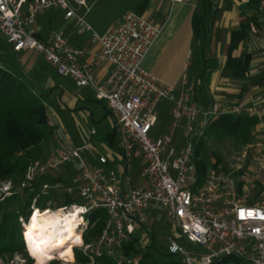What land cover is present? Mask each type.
I'll return each mask as SVG.
<instances>
[{"label": "built area", "instance_id": "obj_1", "mask_svg": "<svg viewBox=\"0 0 264 264\" xmlns=\"http://www.w3.org/2000/svg\"><path fill=\"white\" fill-rule=\"evenodd\" d=\"M235 1L254 3L257 16L264 17V0ZM86 7L87 0H0V34L12 50L41 54L59 76L71 78L79 87L91 88L96 99L108 107L119 141L114 158L121 162V174L107 170V164L114 160L102 154L92 139L81 147L65 146L41 160L30 161L19 191L33 190L38 180L65 165L75 163L78 172L72 187L58 181L44 182L32 212L41 196L56 194L57 198L63 194L71 198V204L56 208L54 213L77 217L75 231L80 242L72 250L82 247L91 264H96L95 259L104 251L108 256L118 254V264L131 263L121 250L136 232L142 237L147 235L153 209L161 211L180 232L184 242L170 236L167 251L186 264H213L224 257L238 258L243 264H264V123L254 140L246 144L231 173L235 175L213 173L199 185L195 154L209 122L238 110L221 102L199 105L196 84L187 75L179 94L151 76L143 63L162 27L127 12L100 36L79 14ZM50 9L62 10L79 32L92 33V41L102 49L98 59L111 65L105 82L98 84L92 79L91 68L79 63L82 52L72 47L62 32H52L47 43L37 38V17ZM249 28L252 36L259 35L255 22H250ZM259 46L258 56L264 60V36ZM162 103L170 105V123L160 134L157 125ZM59 128L65 133L62 126ZM179 132L181 143L177 144ZM95 135L91 131L90 136ZM135 161L141 162L144 187L132 184ZM47 206H54L51 199ZM99 211L107 216L104 229L97 241L85 244L83 235L91 217Z\"/></svg>", "mask_w": 264, "mask_h": 264}, {"label": "crops", "instance_id": "obj_2", "mask_svg": "<svg viewBox=\"0 0 264 264\" xmlns=\"http://www.w3.org/2000/svg\"><path fill=\"white\" fill-rule=\"evenodd\" d=\"M136 2L138 0L132 2V8ZM210 2L214 11L210 33L207 39L201 38L196 41L193 35L192 18L195 13L205 14V11H207L205 0H190L189 2L150 1L145 10L144 18L162 27V33L148 55L151 56L154 51V65L151 66L154 73L145 69L161 84L177 90L178 94L183 89V78L187 75L190 81L199 84L196 95V101L199 105L223 102L228 107L237 109L238 114L245 113L256 117L258 119L256 129L259 130L261 123H264V60L258 56L259 39L264 36V19L261 20L257 16L256 6L253 4L240 3L235 0H210ZM96 3L97 0H87V7L79 10V14L84 17L87 23V18ZM169 11L170 14L166 19V14ZM206 16L210 18L208 13ZM256 16L258 18H255ZM253 18L256 20L259 35L255 37L250 35L233 53L235 58H240L246 53L251 54L250 68L244 78L235 79L232 77L231 71L225 68L231 33L239 29L241 25L250 22ZM35 27L37 38L45 43L50 41L52 32H62L72 47L82 52L79 63L82 66L91 68L92 79L98 84L105 82L111 65L107 61L98 59L102 49L100 44L92 41L90 32H79L74 21L65 19L64 12L59 9H50L40 14L37 17ZM108 29L104 33L95 32L102 36ZM2 36L0 34V44L4 41L7 43L6 38L4 40ZM11 52L14 53L17 60V68L13 73L24 78L44 100L50 116V125L54 128V140L60 141L62 139L64 143L62 148H64L65 146L81 147L92 139L102 154L108 155L114 160L107 164V170H114L121 174L123 171L121 162L114 158L115 153L119 152L118 138L116 139L117 142L115 141L116 151L110 147L108 140L114 126H112V131H106L102 134L94 128L91 129V131L96 132L94 137L90 136L91 131L86 132L82 127L83 121H91L94 116V111L88 109L85 106L86 104H102L104 117L110 118L105 102L98 101L91 88L79 87L71 78L59 76L55 68L49 65L41 54L32 51L17 53L12 48ZM205 67H209V69L206 72L204 82L201 75ZM214 67L216 69L212 71ZM69 81L73 82L78 89H87L91 94L83 93L85 95L83 96L81 93L79 95L69 93L65 86L66 82ZM202 83L205 84L201 85ZM56 110L58 113H56ZM68 116L77 121V126L73 129H66L62 124L61 120H67ZM158 119L157 132L161 134L167 130L170 123L169 104L162 103L160 105ZM60 126L64 128L65 133L60 130ZM252 135L253 138L248 143L254 140V132ZM176 143H181V132L178 133ZM93 164L97 166L96 162H93ZM140 171L141 162L135 161L133 163L132 184L144 187L145 182L140 178ZM48 178L51 182L58 181L63 184L61 178ZM161 213L158 209L155 211L153 209L150 213V221L153 222L157 215Z\"/></svg>", "mask_w": 264, "mask_h": 264}, {"label": "trees", "instance_id": "obj_3", "mask_svg": "<svg viewBox=\"0 0 264 264\" xmlns=\"http://www.w3.org/2000/svg\"><path fill=\"white\" fill-rule=\"evenodd\" d=\"M31 1V0H29ZM151 0H138L134 4L132 11L144 17ZM207 11L205 14L195 13L192 18V29L194 39L199 41L207 39L210 31V25L214 18V11L210 0H205ZM255 5L254 3H251ZM256 6V5H255ZM207 13L210 15L208 18ZM257 14V12H256ZM255 18H258L257 16ZM253 18L250 22H255ZM245 23L239 29L231 33V41L229 44L226 66L235 79H242L246 76L250 68L252 55L246 53L240 58L233 57V53L238 49L241 43L248 39L250 34L249 24ZM209 67H205L201 75L202 81L205 82V75ZM215 67L212 71H215ZM205 83H202L203 85ZM108 116L112 119L110 112ZM113 122V119H112ZM258 119L245 113H235L223 115L211 120L208 127H212L214 135L222 138H231L236 142L246 145L250 142L257 131ZM114 126V124H113ZM50 125V116L42 96L33 89L28 82L13 72L0 68V184L11 179L23 178L27 169L28 160H36L39 154L31 155L30 151L39 147L46 139ZM208 129V128H207ZM117 132L114 126L112 134L108 137L110 147L115 150V141L117 142ZM202 139L196 149V172L201 185L208 177L210 171L209 166L203 160H197L203 149ZM116 151V150H115ZM220 160L211 169H218ZM49 181V178L41 179L40 183L33 190H25L23 192H32L29 200L25 199L24 194L18 193L8 200L5 199V205L8 207L11 203L16 202L12 210L3 207L0 202V255L23 253L25 249L23 230L21 228V219L28 220L31 215L30 207L32 201L40 193L41 184ZM53 181V180H52ZM52 195L41 196L37 199L36 208L45 211L47 202ZM64 206L73 202L71 198H65L62 201ZM54 205L53 208H58ZM107 216L104 212L99 211L91 217L88 231L83 235L85 244L94 243L101 235ZM149 232L148 242L142 241L141 232H136L126 243L121 252L124 257L131 263L124 262L122 264H186L184 260L175 255L169 254L167 248L159 246L156 236ZM179 232V231H178ZM74 255L78 264L90 263L89 257L85 256L81 251L74 249ZM96 264H118L115 259L110 258L104 253L102 257L95 259ZM56 264V262H53ZM213 264H243L242 261L235 257H224Z\"/></svg>", "mask_w": 264, "mask_h": 264}, {"label": "rangeland", "instance_id": "obj_4", "mask_svg": "<svg viewBox=\"0 0 264 264\" xmlns=\"http://www.w3.org/2000/svg\"><path fill=\"white\" fill-rule=\"evenodd\" d=\"M133 1L134 0H97V3L94 5V8H92L89 17L87 18L88 23L93 28V32L96 31L98 33H102V32L104 33L105 30L108 29L110 26L122 20L128 11H132L131 5ZM169 14L170 11L167 12L166 19L168 18ZM263 19L264 17L261 18V20ZM2 38L4 39L5 37L2 36ZM0 63L2 64V69L8 70L10 72H15L17 68V60L15 58V55L14 53L11 52L10 45L5 43V41L4 43L0 44ZM152 65H154V51L153 54H151V56H147V58L143 63V67L148 69L150 72H153L151 68ZM195 84L196 87L199 85L197 83ZM65 86L67 87V91L69 93H75L76 95H79L80 93L91 94L87 89H78L76 85L71 81L66 82ZM197 88H196V95H197ZM84 94L83 96H85ZM195 99L197 98L195 97ZM221 103L227 106L223 102ZM211 104L213 103L203 105V107H207ZM85 106L88 109H92L94 111V116L91 121H83L82 127L86 132H90L91 129L93 128L98 130L99 133L101 134L106 131L108 132L112 131V126H113L112 121L110 118L104 117V109L102 104L92 103V104H86ZM56 113H58L57 110ZM66 119L67 120L65 119L61 120L62 124L66 129L67 128L73 129L77 126L76 119L72 118L71 116L70 117L68 116ZM214 133L215 132L212 129V127L211 126L208 127L204 137L202 138V143H203L202 153L197 158V160H203L209 166L210 171L207 176H210V174L213 173H223V172L227 174H231L233 173V169L235 168V165L239 163V160L244 152L246 145H242L241 143H238L236 142V140L231 138H222L220 136H216L214 135ZM54 136H55L54 128L51 126L48 130L47 139L39 147L34 148L30 151L31 155L42 154L36 160H41L44 157L48 156L49 154L55 152L58 149H61L64 146L63 140L62 139L60 141L54 140ZM36 160L30 159L28 160L27 164H29L30 161H36ZM218 160H220V163L218 164V169L216 170L211 169ZM195 162H196V155H195ZM77 175H78L77 167L76 164L73 163L63 166L59 172L52 173L48 177L61 178L64 186L72 187L73 184L72 179L74 176ZM231 175L233 176L235 174H231ZM21 180L22 178L11 179L7 182H3L0 184V202L1 204H3V207L12 210L17 203L12 202L11 205L8 207L7 205H5V199L8 200L9 198H11L12 196L18 193L24 194L25 199L29 200L32 192L19 191ZM38 181L40 183L41 180ZM64 197L65 196L60 195L59 197L56 198V194H52L51 200L54 203V205L56 204L62 205L63 204L62 201ZM32 205H33V201H32ZM32 205L30 207L31 212H32ZM48 209L49 211H52L54 213L56 208H53L51 206ZM151 221L149 228L151 229V233H153V235L156 236L157 243L159 244V246H162L163 248H167V240L172 235L178 238V240L181 243L184 242L183 239L181 240L180 232L176 231L173 223L167 220V218L162 214L157 215V217L154 219L153 222ZM20 222H21V228L24 231L23 228L24 225H26L27 221L21 219ZM149 234L150 233L148 232L147 235L143 237L144 238V240L142 241L143 243L146 244L148 242V238H150ZM76 249L82 252L83 248L76 247ZM104 253L106 254L105 251ZM117 255L118 254L109 255V257L115 259V261H119L116 257ZM53 262H56V264H78L75 259L74 251L71 260H66L56 256L53 260H50V262L48 261L44 264H53ZM91 263H87V264H91ZM0 264H38V262H36V259L32 257L31 252L29 251L28 247L25 245V249L23 253L16 252L14 254L7 253L0 255Z\"/></svg>", "mask_w": 264, "mask_h": 264}, {"label": "bare ground", "instance_id": "obj_5", "mask_svg": "<svg viewBox=\"0 0 264 264\" xmlns=\"http://www.w3.org/2000/svg\"><path fill=\"white\" fill-rule=\"evenodd\" d=\"M76 220L77 217H63L52 211L31 212L23 237L38 264L50 262L56 256L72 259V246L80 242V235L75 231Z\"/></svg>", "mask_w": 264, "mask_h": 264}]
</instances>
